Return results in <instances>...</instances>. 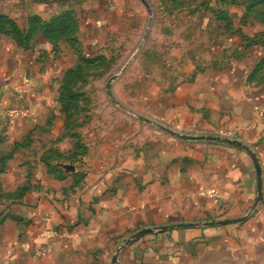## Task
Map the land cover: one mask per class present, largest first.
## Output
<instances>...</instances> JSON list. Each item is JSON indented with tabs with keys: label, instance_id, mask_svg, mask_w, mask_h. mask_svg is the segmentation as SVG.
Here are the masks:
<instances>
[{
	"label": "crops",
	"instance_id": "0c3cea01",
	"mask_svg": "<svg viewBox=\"0 0 264 264\" xmlns=\"http://www.w3.org/2000/svg\"><path fill=\"white\" fill-rule=\"evenodd\" d=\"M4 68L0 112L20 113L7 122L12 144L55 113L58 86L50 88L48 67L28 75L17 58ZM248 77L235 61L206 67L154 111L182 133L177 141L121 120L104 134L101 156L88 159L74 198L41 192L10 202L0 225V264H264V87ZM146 133L150 148L133 156L109 148L145 142ZM198 136L218 139H191Z\"/></svg>",
	"mask_w": 264,
	"mask_h": 264
},
{
	"label": "rangeland",
	"instance_id": "374dc122",
	"mask_svg": "<svg viewBox=\"0 0 264 264\" xmlns=\"http://www.w3.org/2000/svg\"><path fill=\"white\" fill-rule=\"evenodd\" d=\"M17 58L28 75L48 67L58 95L55 113L12 144L7 122L20 113L0 112V225L12 201L81 192L88 159L101 156L104 134L121 120L177 141L182 133L154 111L206 67L235 61L264 87V0H0V71ZM147 133L109 148L133 156L150 148Z\"/></svg>",
	"mask_w": 264,
	"mask_h": 264
},
{
	"label": "water",
	"instance_id": "95a60500",
	"mask_svg": "<svg viewBox=\"0 0 264 264\" xmlns=\"http://www.w3.org/2000/svg\"><path fill=\"white\" fill-rule=\"evenodd\" d=\"M191 139L193 140H217L218 138H215V137H206V136H198V137H191ZM223 141V140H222ZM234 144H237L234 142ZM253 158L256 162V166H257V171H258V174L260 175L261 174V167L255 157V155L253 154Z\"/></svg>",
	"mask_w": 264,
	"mask_h": 264
},
{
	"label": "built area",
	"instance_id": "2783aa9c",
	"mask_svg": "<svg viewBox=\"0 0 264 264\" xmlns=\"http://www.w3.org/2000/svg\"><path fill=\"white\" fill-rule=\"evenodd\" d=\"M37 254H38V256H44V255H45V252L42 251V250H39V251L37 252Z\"/></svg>",
	"mask_w": 264,
	"mask_h": 264
}]
</instances>
